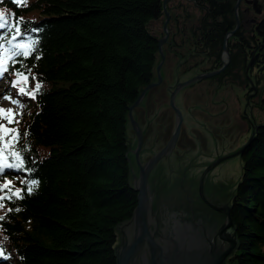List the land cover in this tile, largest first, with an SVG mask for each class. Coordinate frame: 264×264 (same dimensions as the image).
<instances>
[{"label": "trees", "instance_id": "trees-1", "mask_svg": "<svg viewBox=\"0 0 264 264\" xmlns=\"http://www.w3.org/2000/svg\"><path fill=\"white\" fill-rule=\"evenodd\" d=\"M26 1L0 0L7 19L0 28L4 81L28 116L19 140L0 148V206L6 208L0 262L117 264L115 227L138 207L128 159L129 112L156 77L159 35L150 23L163 16L164 0H33L28 7ZM217 10L215 45L223 67L234 7ZM33 12L39 13L35 20L26 18ZM262 30L264 20L259 36L247 40L252 52L242 51V72L231 58L220 78L253 89L256 72L253 102H262L264 111ZM259 124L241 154L231 204L240 249L229 264H264V120Z\"/></svg>", "mask_w": 264, "mask_h": 264}, {"label": "rangeland", "instance_id": "rangeland-1", "mask_svg": "<svg viewBox=\"0 0 264 264\" xmlns=\"http://www.w3.org/2000/svg\"><path fill=\"white\" fill-rule=\"evenodd\" d=\"M32 1L33 0H27L26 6L28 7ZM164 2L167 3L166 5L164 4L163 16L161 17L160 20L152 21L150 23L153 32L158 34L160 39L164 40V43L162 44V48L165 46L167 38H169L166 34L164 35V33L162 32L163 29L162 21L165 19V15L167 13V7L169 6L168 0L167 1L164 0ZM235 3L237 6L240 5V2L238 1H236ZM236 5L233 3L228 8H224V12L228 11L232 6L234 7ZM234 9L235 10L233 17L236 21V24L232 23L230 35L228 36V39L226 38V46L230 56L228 57V55H226V52L224 51V62L226 63L230 61L231 58H234V67L237 66L236 69L242 72L244 60L246 59V56L242 54V49L245 46L246 49L252 52V48L249 46L247 40L252 37L251 35L253 36L258 35V31L260 27L256 28L257 27L256 26L252 30L251 21L256 14L257 15L259 14L256 12L254 7L247 6L246 4H243V6L240 5L239 9L238 7L237 8L234 7ZM196 11L197 10L195 9V6L194 7L192 6V12L194 13V15ZM242 11H244L247 14L248 19H251L250 21H247V18L244 17ZM262 14L264 15V13ZM38 15H39L38 12H33V13H29V15L26 16V18L30 20H35ZM215 16L216 15L214 11L209 13L208 16L213 21L212 24L213 27H215L214 25ZM260 16L261 15H259V18ZM244 18L245 20H243ZM206 26L207 25L205 24L204 27ZM262 33L264 34V30H262ZM178 38L179 40H182V35L180 34ZM180 50L182 51L183 49ZM180 57L184 60V63L187 62V59L191 58L192 60L190 61V64L193 65L191 68H193L194 71L190 74H186V75L182 74L181 79L176 78L178 74H175L171 70L167 71L166 75L167 77H169V81H172L174 85H177L173 87L174 91L172 95L176 94L175 103L178 95L177 105L182 110L184 119L186 120L185 124L182 125V131L178 142L181 143L183 147L193 150L188 154V157L193 156V158L187 161H185L186 159L183 158L182 163L178 165L176 164V159L174 158L175 156L173 155L174 153L173 150L169 158L167 157L168 155L167 156L165 155V157H163L162 159L164 160L162 164L158 163V165L154 167L152 172L153 182H150V184L155 183L153 192L156 195V201L154 203L155 204L154 206L156 207L157 211H158V207H161V209L165 207L164 209L168 210L169 212L172 211V213L175 212L176 214L179 215H181L183 212L189 221H193L194 218L190 217L192 214L190 215V213H188L186 209L181 210L178 207L180 205L179 202H182V198L186 196V194L183 193L181 189L180 191L176 190L175 189L176 184L184 183L188 187V191L191 192L190 195H193L192 196L193 199L194 197L197 198V193H198V197L200 198L199 196L200 182L202 180V177H204L205 195L208 196V194H210L211 197H218L220 200L221 199L224 200V203L232 204L233 193L237 189L236 187L241 178L243 166H244V159L242 155L241 154L237 155V153H239V151L242 149L244 143L247 141L251 133L249 130L250 129L249 121L246 119L244 120V118H242L241 116L242 114L245 116V113L246 114L248 113L249 115V109L247 107L251 102L253 103L252 96L255 95V92L257 90L255 86L257 85V74L256 72H253V74H251L250 76V80L254 82V84L252 82V86L254 87L253 89L248 88V86L242 88V90L235 89L236 86H232L230 82L232 78L226 81V83L221 84L220 82L222 80L219 78L223 74V72L220 71L222 68L221 69L216 68L211 71V72L220 71L219 74L215 75V77L207 78L199 82H194L193 84L195 83L197 84L193 87H190L193 84L185 87V86H181V84L189 81L194 76L200 75L201 72L202 74L211 73V72L204 73L203 68L208 66H213V64L204 63L205 59L207 58L202 53V51L196 52V55L193 57H189L185 55H181ZM195 57H197L198 59H194ZM178 58L179 57H176V59ZM164 62H165V56L163 59L162 54L160 53L156 67V77H155V80H157L155 83H157V85L161 83L159 82L160 75L157 68L159 64H162L163 67ZM249 65H252V62ZM177 66H179V62ZM162 67H161V74H162ZM0 69H2L1 64H0ZM178 69L179 68H177L176 70L178 71ZM1 71H2L1 72L2 75L0 78V148L2 149L7 146H10L13 143V141L19 140L18 134L19 132H23L25 128V121L23 119L24 118L27 119L28 116H24L22 114L24 110L23 107H21L22 99H18V97L13 96L14 94L8 93L7 90L11 88L5 85V81H4L5 72L3 71V69ZM169 75L171 76V79ZM242 77L243 76H241L240 78ZM167 85L170 86L169 83ZM216 85L222 87H220L219 89L216 87ZM31 86L33 89V87L36 86V81ZM236 93L240 95L239 97H244L246 103L236 102L234 99V97L237 99L238 94ZM168 102H169V106H167V104H165V106L161 105L159 106V108H157L156 111L154 110L155 111L154 113L158 115L159 112H161L165 108H169L170 111H173L170 105V95H168ZM261 103L262 102L253 105V107L256 108L254 116L255 118L258 119L259 122L264 120V111L259 108ZM233 105H240L241 107L238 109L237 112H234ZM231 112L232 114H230V116L232 118H230L227 122H225L224 115H227ZM204 115H208L211 118L212 116L216 118L217 120L216 127L214 130L211 129L212 130L211 135H216L215 137L209 136L208 133L209 126L207 124V120ZM236 117L241 121L242 125L240 129L235 133V138L233 137L234 135L231 134L232 137L230 142L227 140L224 141L221 140L219 142V139H221L219 136L226 137L227 135H230V128H236L235 122L233 121V119L236 120ZM151 125L157 130L154 131L150 129L148 131L147 127L145 129L143 128L144 129L143 135L146 136L143 143L141 140L139 139L137 140L135 137L131 138V134H129L128 136L130 147L132 149L130 155L128 156V159L131 161L130 164H132L131 165L132 177H135V175L139 176L140 173L139 164L146 166L150 160L158 157L160 154H162V152L166 148L169 149L171 147L170 145L173 142L172 140L175 135L174 132L176 129L174 119L172 120V125L170 127L168 124L158 125L157 123H155L153 119ZM200 137L204 138L205 141H201ZM216 137H218V139ZM194 146H198V147H194ZM180 147L181 145L180 146L177 145V151L181 150ZM185 148H183V151ZM137 149L139 150V152L136 153ZM144 158L146 159L145 163H142L144 161ZM168 163H171L172 167ZM217 163L218 165H214V167L211 168L213 164H217ZM176 167L177 169H175ZM170 168H174L175 172H173V175H172V171L169 170ZM8 182L9 184L14 185L15 188H18V186L14 184L12 181H8ZM199 204L200 203H198V205ZM171 205L172 207L170 208ZM5 211L6 208L0 206V216L4 214ZM222 220H224V216ZM209 223H211L214 226L215 230L216 228L218 229L219 226H221V224H219L216 219L209 218ZM230 259L227 260V264L230 263Z\"/></svg>", "mask_w": 264, "mask_h": 264}, {"label": "flooded vegetation", "instance_id": "flooded-vegetation-1", "mask_svg": "<svg viewBox=\"0 0 264 264\" xmlns=\"http://www.w3.org/2000/svg\"><path fill=\"white\" fill-rule=\"evenodd\" d=\"M236 1L240 2L241 6H243V4H246L247 6L254 7L256 12L259 15H261L259 18V15L256 14L251 21L252 22V24H251L252 30L256 26H257L256 28H259L260 24L264 20V15L262 14V13H264V0H168V2H169V6L167 7V13L168 14L166 13L165 19L162 21V24H163L162 32L164 33V35L166 34L169 37V38H167L166 44L163 47V53L165 54V62H164L163 67H162V74H163L162 75V81H161V83H159V85H156L155 87L149 89L146 92V95H145L144 99L142 100V102L138 106L134 107V109L132 111L134 121L132 120L131 116H129L128 136H129V134H131V138L135 137L137 140L139 139L143 143V141L146 138V136L143 135L144 129L146 127H147L148 131L150 129H152L154 131L157 130L151 125L152 119L158 125L168 124L169 127L172 125V120L174 119L175 120V127L177 129L179 117L177 115L176 109L172 106V93L174 91L173 87L177 86V85H174L172 81H169V77H167L166 74H167V71L171 70L175 74H178V76L176 78L181 79L182 74L186 75V74H190L194 71V69L191 68L193 65L190 64V61L192 59L191 58L187 59L186 63H188V64H186V63H184V60L180 57L181 55L193 57L196 55V52L202 51V53L207 58V59H205L204 63L213 64V66H208V67L203 68L204 73L211 72L212 70H214L216 68L221 69L226 65V63H228L222 72L227 70V68L231 65V59H230V61H228L226 63L224 62L223 67H221V65L219 64V61H218L219 59L217 58V52L219 50V46H216L215 42L219 38L220 32L219 33L215 32V27H213V25H212L213 21L208 16H209V13H211L213 11L215 13V11L217 9H214V8H218L217 12H220L222 9L224 10V8H228L233 3L236 5V3H235ZM240 5L239 6L236 5L238 7V9L240 8ZM192 6L193 7L195 6V9L197 10L195 12L196 16L192 12ZM236 6H234V7L237 8ZM220 8H221V10H219ZM242 12H243L244 17L247 18V21H250L251 19H248L247 14L244 11H242ZM243 20H245V18ZM205 24L207 25L206 27H204ZM235 24H236V21H235ZM180 34L182 35V40H179V38H178V36ZM251 36L253 37V35H251ZM180 49H183V50L181 51ZM243 49H245V46L243 47ZM243 49H242V51H243ZM258 53H259V50H257L256 55ZM226 55H227V52H226ZM176 57H179V58L176 59ZM223 57H224V54L222 55V60H223ZM194 59H198V58L195 57ZM222 60H221V62H222ZM178 62H179V66H177ZM177 68H179L178 71L176 70ZM194 68H196V67H194ZM182 69H183V72H182ZM257 69H258V67L255 66V71ZM198 74H200V73H198ZM201 74H202V72H201ZM170 79H171V76H170ZM219 79H221V78H219ZM221 80H222L220 82L221 84L226 83V81L224 79H221ZM156 81L157 80H155V77H154L153 82L155 83ZM205 82H207V81H205ZM230 82L232 84V80ZM168 83L170 86L167 85ZM209 83H210V81H209ZM196 84L197 83L193 84L190 87H193ZM250 84L252 85V82ZM253 84H254V82H253ZM232 86H236L235 89L242 90V88L246 87V84L245 83H239L240 87L237 85H234V84H232ZM216 87L220 89V87H222V86L219 87L218 85H216ZM190 89H193V88H190ZM256 92H257V90H256ZM236 94H238V93H236ZM168 95H170V105H171L173 111H170L169 108H165L161 112H159V114L157 113L158 115H156L154 112L157 110V108H159V106H161V105L165 106V104H167V106H169ZM239 96L240 95L238 94L237 99L234 97L235 101L238 103L245 102V98L239 97ZM253 97H254V95L252 96V100H253ZM177 99H178V95H177ZM177 99H176L175 104L178 107ZM174 102H175V100H174ZM254 104H256V102H253V103L251 102L249 104V106L247 107L249 109V115H248V113L247 114L245 113V116L243 114H242V116L240 115L242 118H244V120L246 119L249 121L250 132L252 131L253 126L256 125L257 123H259L258 119L255 118V116H254L255 110H256V108L253 107ZM245 106H246V104H245ZM233 107H234V112H237L241 106L240 105H233ZM251 109H253V110H251ZM230 114H232V112L227 114V115H224V121L225 122H227L230 118H232L230 116ZM204 116L206 117L207 124L209 126L208 127L209 136L215 137L216 135H211L212 134L211 129L214 130L216 127V124H217L216 118L213 116L211 118L210 117L211 115L210 116L204 115ZM233 121L235 122L236 128H230L229 127L230 128V135H227L226 137L219 136L221 138V139H219V142L221 140L222 141L227 140L230 142L231 137H232L231 134H233L234 135L233 137L235 138V133L240 129L242 123L237 117H236V120L233 119ZM211 125H212V127H211ZM176 129H175L174 133H176ZM208 133H207V135H208ZM216 138L218 139V137H216ZM200 140L205 141V139L201 138V137H200ZM180 145H181V147H180L181 150L177 151V147H176L174 149V153H173V155L175 156L174 158L176 159V164H178V165L182 163L183 158L186 159L185 161L191 160L193 158V156L188 157V154L193 150L183 147V145L178 142V146H180ZM194 147H198V146H194ZM183 148H185L184 151H183ZM131 150L132 149L130 147V152H131ZM137 152H139L138 149L136 150V153ZM137 156H138V154H137ZM145 160L146 159L144 158V161L142 163H145ZM163 161L164 160L160 161L159 164H162ZM168 164L171 165V163H168ZM171 167H172V165H171ZM175 169H177V167ZM169 170L172 171V174H173V172H175L174 168H170ZM139 171H140V169H139ZM152 175H153V173H152ZM150 182H153L152 177L150 179ZM154 184L155 183L150 184V189L153 193V194L152 193L151 194L154 196V200L156 201V195L153 192ZM175 189L179 190V191L181 189V191L186 194V196H184L182 198V202H179L180 203V205L178 206L179 209H181V210L186 209V211H188V213H190V215L192 214L190 216L192 218H193V214H194V216L196 218H198V216H199V218L204 217L207 219L208 222H209V218L210 219H216L217 222L219 224H221L223 215L221 214V212H219L220 210H218L217 208L212 206V204L214 203L217 207L223 208V206L226 204V203H224V200H222V199L220 200L218 197H211V195L208 194V196L204 195L206 200H207V202H206V201H204L205 199H203L201 197L200 192H199L200 198L198 197V193H197V198L194 197V199H193V197H192L193 195H190L191 192L188 191V187L184 183L176 184ZM198 203H200L199 204L200 206L198 205ZM199 207H200V209H199ZM191 212H193V213H191Z\"/></svg>", "mask_w": 264, "mask_h": 264}, {"label": "water", "instance_id": "water-1", "mask_svg": "<svg viewBox=\"0 0 264 264\" xmlns=\"http://www.w3.org/2000/svg\"><path fill=\"white\" fill-rule=\"evenodd\" d=\"M166 3L164 2L165 5ZM158 41L160 53L164 59L165 55L162 48L164 40L158 38ZM225 51L229 57L227 46H225ZM226 66L227 63L220 71H223ZM161 67L162 64H159L157 68L160 75L159 82L162 81ZM220 71L197 75L182 83L181 86L186 87L194 82L214 77ZM156 85L157 83L153 82L146 87L137 102L130 107L129 115L133 121L132 111L134 107L138 106L144 99L146 92ZM175 97L176 95L173 94L172 106L176 109L179 122L171 147L166 148L162 154L150 160L146 166L140 164L139 176L136 177L137 179L132 177L131 186L138 193V207L130 220L120 222L115 227V233L119 235V243L115 247L117 264H227V260L239 249L240 241L236 233V225H234L230 216L229 206L219 208L214 203L212 204L218 210L228 212L224 232H216L214 226L204 217L196 218L193 214L194 220L189 221L183 212L179 215L175 212L172 213V211L169 212L164 209L165 207L163 209L158 207L157 211L154 206L155 200L150 197V179L153 169L165 155L171 154L177 147L182 125L186 122L182 110L174 102ZM260 126L259 124L253 126L248 141L237 155L244 153L248 145L254 140ZM218 163L213 164L211 168L218 165ZM204 185L205 181L202 177L200 191L203 195H205Z\"/></svg>", "mask_w": 264, "mask_h": 264}, {"label": "snow or ice", "instance_id": "snow-or-ice-1", "mask_svg": "<svg viewBox=\"0 0 264 264\" xmlns=\"http://www.w3.org/2000/svg\"><path fill=\"white\" fill-rule=\"evenodd\" d=\"M6 24H7V19H6V17H4L2 14H0V28H3V27H5L6 26ZM27 30V29H26ZM33 31H41V29H33ZM16 38V36L14 35L13 36V39H15ZM7 69L5 68L4 69V71H6ZM30 71V70H29ZM17 75L18 76H20V77H22L23 78V82H26L27 81V76H25L24 75V73H21V72H19V70H17ZM22 81H17V83H21ZM36 90H37V92L39 91V89H40V84H37L36 86ZM20 92L21 93H25V89L23 88V87H21L20 88ZM26 94H29V93H26ZM31 95H35L34 93H30ZM38 181H33V186H37L38 185ZM33 186H30L29 188H28V192L29 193H31V191L33 190Z\"/></svg>", "mask_w": 264, "mask_h": 264}, {"label": "bare ground", "instance_id": "bare-ground-1", "mask_svg": "<svg viewBox=\"0 0 264 264\" xmlns=\"http://www.w3.org/2000/svg\"><path fill=\"white\" fill-rule=\"evenodd\" d=\"M0 78H1V76H0ZM171 155L169 154L167 157L169 158ZM162 161V160H161ZM156 172V171H155ZM156 175V174H155ZM173 175V174H172ZM175 176V175H174ZM136 177H138L137 175H135V178ZM173 177V176H172ZM171 177V178H172ZM137 179V178H136ZM200 191V190H199ZM151 194V193H150ZM200 195H201V197L203 198V199H205L204 201H206L207 202V200H206V198H205V196L203 195V193L200 191ZM150 197H152V198H154V196L151 194V196ZM224 206H229L230 207V216H231V219L233 220V218H232V207H231V204L230 203H226ZM219 212H221V214L224 216V220H222V222H221V226H219V228L217 229L216 228V232H218V231H221V232H224V227H225V223H226V221H227V219H228V212H226V211H219ZM192 223V222H191ZM233 223H234V221H233ZM193 224V223H192ZM235 225V224H234ZM236 233H237V229H236ZM239 249H240V246L238 247ZM238 249V250H239ZM238 250H236L235 251V253L238 251ZM234 256V255H233Z\"/></svg>", "mask_w": 264, "mask_h": 264}]
</instances>
